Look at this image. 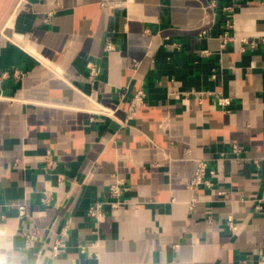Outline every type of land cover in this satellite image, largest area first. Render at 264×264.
I'll list each match as a JSON object with an SVG mask.
<instances>
[{
	"label": "crops",
	"instance_id": "1",
	"mask_svg": "<svg viewBox=\"0 0 264 264\" xmlns=\"http://www.w3.org/2000/svg\"><path fill=\"white\" fill-rule=\"evenodd\" d=\"M263 34L262 0H0V259L264 264Z\"/></svg>",
	"mask_w": 264,
	"mask_h": 264
},
{
	"label": "built area",
	"instance_id": "2",
	"mask_svg": "<svg viewBox=\"0 0 264 264\" xmlns=\"http://www.w3.org/2000/svg\"><path fill=\"white\" fill-rule=\"evenodd\" d=\"M262 4L264 5V0H262ZM215 5V4H213ZM225 11H229L231 10V7L227 6L224 8ZM227 31L224 33V35L222 36L224 44L226 45L227 42L232 41L234 39V37H231L229 34V30H231L233 28L232 23L228 22L227 23ZM242 42H244L245 44H248L250 47L254 48L257 46V44H261L264 47V34L260 35V36H256L254 38H242L241 39ZM207 53V52H205ZM99 71L96 67H91V78H94L98 75ZM197 98H200V96L203 94L201 92H192ZM189 93H183V95L187 96ZM214 94L215 96V101L216 104L220 107H227L230 104V99L229 98H225L221 95V93H211ZM145 98H146V92L145 89L142 87H140V89L134 94V96L132 97L129 107H128V111H127V117L126 119H124L122 121V124H126L128 123L129 120H131L132 118H134L138 111L145 106ZM99 113L103 114V115H112L114 114V111H112L110 108L108 107H101L99 110ZM235 151H238V149L236 147H234ZM52 162H48V166L51 167ZM207 172V164L205 162H200L198 169L196 171L195 177L192 181V185H198L201 184L204 181V177L206 175ZM128 189L123 185L122 182H118L114 185L111 186L110 188V196L112 198V200L110 201H97L95 203H93L89 209H88V215L89 217H91L92 219L96 220L97 222H99L102 217L106 214V208L107 206H109L112 209H119L122 206H124V201L122 200L123 194L127 191ZM21 213L24 214L25 212V207L21 206L20 207ZM66 229H68V227H66L64 229V234H66ZM34 238V235H30V239ZM88 245H82L80 247L81 252L82 253H88ZM263 261H264V256L262 257Z\"/></svg>",
	"mask_w": 264,
	"mask_h": 264
},
{
	"label": "clouds",
	"instance_id": "3",
	"mask_svg": "<svg viewBox=\"0 0 264 264\" xmlns=\"http://www.w3.org/2000/svg\"><path fill=\"white\" fill-rule=\"evenodd\" d=\"M0 264H5V262L2 259H0Z\"/></svg>",
	"mask_w": 264,
	"mask_h": 264
}]
</instances>
